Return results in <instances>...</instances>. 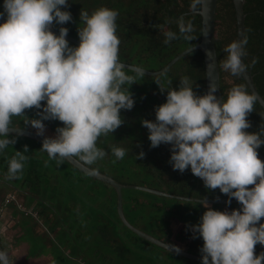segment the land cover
Instances as JSON below:
<instances>
[{
    "label": "clouds",
    "instance_id": "1",
    "mask_svg": "<svg viewBox=\"0 0 264 264\" xmlns=\"http://www.w3.org/2000/svg\"><path fill=\"white\" fill-rule=\"evenodd\" d=\"M208 0H190L189 7L202 11ZM60 6H64V9ZM68 0H3L0 10V153L15 143L8 133L19 128L11 125L13 116H25L24 110L37 109L35 118L24 123L44 136V121L59 120L55 136H44L41 151L58 163L78 159L93 165L106 155L98 146L101 135L112 133L124 121L120 110H131L133 94L129 91L140 67H130L119 59L120 39L116 34L118 11L99 7L91 14L80 11L83 26L78 29L79 43L70 45L69 29L55 24L72 20L66 10ZM178 32H163L168 44L181 36L191 40L192 22L181 17ZM246 37L225 46L223 68L234 76L248 71L243 61ZM160 73L156 80L161 92L167 89L166 101L155 106V120L142 119L148 129L150 147L170 145L169 163L174 170L191 173L202 179L207 189L219 188L227 204L235 198L239 208L231 211L212 208L202 202L205 211L195 224L189 225L192 238H202L201 264H262L264 251L254 254V246L264 245V161L258 149L264 145V127H251L246 116L253 111L256 96L245 85L236 84L226 98L215 95L217 85L197 95L194 80L181 77L178 88L163 87ZM44 102V103H42ZM128 150L112 145L115 159H123ZM27 145L8 160L7 178L22 175L28 159ZM139 157L144 152L138 153ZM47 163V161L45 162ZM89 172L96 169L89 167ZM253 185V187H247ZM218 198V197H217ZM187 204L195 202L186 198ZM177 252L181 251L178 246ZM0 264H13L5 249L0 248Z\"/></svg>",
    "mask_w": 264,
    "mask_h": 264
},
{
    "label": "trees",
    "instance_id": "2",
    "mask_svg": "<svg viewBox=\"0 0 264 264\" xmlns=\"http://www.w3.org/2000/svg\"><path fill=\"white\" fill-rule=\"evenodd\" d=\"M189 4L190 0H68L66 10L71 12L72 20L63 25L54 22L52 27L57 30L61 26L67 27V34L79 39L78 29L83 26L80 21L81 9L89 14L99 7L115 9L118 11L116 34L120 39V61L156 71L180 52L201 41L202 16L187 13L193 11ZM2 5L3 0H0V10ZM60 7L64 9V6ZM244 10L247 39L245 60L264 97V0H247ZM181 17L186 22H192V39L185 40L181 36L165 44L163 32L169 29L178 32L177 21ZM236 39L234 2L218 0L216 48L221 91L225 98L236 84L245 85L246 90L252 93L243 74L234 76L222 66L227 56L225 46ZM67 40L70 45H77ZM163 73H166L162 78L163 87L178 88L179 79L188 76L194 80L193 90L197 95L207 92L206 65L201 50L187 53ZM158 75L144 73L143 77H138L130 85L134 106L131 110L121 109L124 122L112 133L98 138L97 144L105 149L106 155L91 167L124 184L144 185L187 197L228 199L226 194L220 193L219 188L207 189L202 179L192 174L190 169L184 172L174 170L169 163V144L150 147L148 129L141 124V120H155V106L166 101L167 89L161 92L156 83ZM37 111L34 107L25 109V116H13L11 125L35 129L24 122L28 118H35ZM246 119L251 124L244 130L246 132H258L264 127V107L257 99ZM44 123L54 131L57 126L63 125L59 120ZM8 136L15 138V143L0 153V213L6 197L16 191L7 204L13 209V217L18 220L15 227L20 229L19 235L14 237V245L28 243V257L50 256L51 264H201L154 244L126 226L118 213L117 190L110 183L86 174L67 160L61 163L50 160L47 153L40 150L42 142L38 140L17 134ZM25 145L28 147V159L22 175L8 179V160L16 151H23ZM112 145L128 150L123 159H115L111 152ZM141 151L144 152L142 158L138 156ZM258 151L264 153V145ZM193 201L195 206L176 196L123 188L124 212L133 225L171 245L185 247L201 255L199 249L203 240L199 237L193 239V233L187 226L197 223L205 208L202 201ZM209 205L221 211L240 207L237 201ZM175 222L178 223L176 228ZM261 222H264V217ZM0 248L8 249L1 230ZM261 251H264V245L257 243L254 254Z\"/></svg>",
    "mask_w": 264,
    "mask_h": 264
},
{
    "label": "water",
    "instance_id": "3",
    "mask_svg": "<svg viewBox=\"0 0 264 264\" xmlns=\"http://www.w3.org/2000/svg\"><path fill=\"white\" fill-rule=\"evenodd\" d=\"M247 0H233L234 5H235V10H236V17H237V39H240L242 37H245L246 34V13L244 10V5ZM217 5H218V0H208L207 5L203 8L202 11L195 12V11H190L187 13H199L202 16V38L201 41L193 45L182 52H180L178 55H176L171 61H169L164 67H162L159 70H149L137 65L129 64L122 62L126 65H129L130 67H140L144 70V73L150 74V75H157L160 74L161 72L165 71L166 69L170 68L172 65H174L180 58H182L184 55L187 53L191 52L192 50L198 49L201 50L204 54L205 58V65H206V87L207 91L209 88V85L213 82L216 83L217 89L215 92V95L217 98H220L222 96V91H221V75H220V65H219V57L217 53V48H216V20H217ZM187 13H183L187 14ZM181 15V16H182ZM3 18H0V22H2ZM51 30L55 34H59V30L53 28L51 26ZM66 39H69L75 43H79V39L67 34ZM245 47V46H244ZM243 61L246 63L245 56L243 57ZM251 92L255 94L256 99L259 101V103L264 107V97L260 94L254 79H253V74H252V69L248 68V71L243 74ZM19 128V134L17 130H12L8 134H17V135H23L26 137H30L32 139L38 140L40 142L43 141L44 136H48L44 134V136H39L36 134L35 129H27L23 127H16ZM46 128L55 133L54 130H52L49 126L46 125ZM49 137V136H48ZM258 158H260L262 161H264V153L258 151ZM71 164H73L75 167L80 169L81 171L85 172L86 174L102 180L104 182L110 183L115 187L117 190V195H118V202H117V208H118V213L120 218L122 219L123 223L128 226L131 230L142 236L143 238L153 242L154 244L163 247L164 249L171 251L173 253L195 259L197 261L201 262V255L192 253L188 251L185 247H179L181 251L177 252L175 250L174 245H171L165 241H163L160 238H157L150 233L138 228L137 226L133 225L128 218L126 217V214L124 212L123 208V188H135V189H141L145 191H150L154 192L157 194H162V195H170V196H176L182 199H190V200H197V201H206L208 204L214 203V202H221V203H226L227 199H202V198H196L193 196H181V195H175L168 193L166 191H161L155 188H150L148 186L144 185H136V184H124L113 178L112 176L99 171L96 169L95 173L89 172V167L91 166H85L82 162H80L78 159H68ZM93 168V167H92ZM16 192V191H15ZM14 192V194H15ZM237 201L236 199H232L231 202Z\"/></svg>",
    "mask_w": 264,
    "mask_h": 264
},
{
    "label": "crops",
    "instance_id": "4",
    "mask_svg": "<svg viewBox=\"0 0 264 264\" xmlns=\"http://www.w3.org/2000/svg\"><path fill=\"white\" fill-rule=\"evenodd\" d=\"M11 195L15 196L14 193H12ZM4 209L3 211H1L0 213V223L2 225V228L4 225H6V223L10 222L12 224V228H16L15 225L17 224L18 220L16 218L13 217V209L10 208L8 205L6 206H3ZM33 207L30 208V210L32 209ZM6 215H7V218H6ZM175 228L178 226V223L175 222ZM16 233L15 235L12 236V240H14V237L15 236H18L19 235V228H16ZM16 247H18L17 251H14V253L16 254V259L19 261V262H22L23 264L24 263H29V264H42L44 262H49V264H51V260H52V257H45V256H41V257H36V258H31V257H28V252H29V244L28 243H20L18 244ZM17 261V263H18ZM15 264V263H14Z\"/></svg>",
    "mask_w": 264,
    "mask_h": 264
},
{
    "label": "rangeland",
    "instance_id": "5",
    "mask_svg": "<svg viewBox=\"0 0 264 264\" xmlns=\"http://www.w3.org/2000/svg\"><path fill=\"white\" fill-rule=\"evenodd\" d=\"M44 134L48 135L49 137L55 136V133L49 131L47 128H45V133ZM0 189H1V187H0ZM6 218H7V215H6ZM0 230H1V232L3 233V235H4L5 239H6L7 248H8L7 252L9 254L10 260L13 261V264L14 263L15 264H23L22 262H19L20 260L18 261L16 259L17 256L14 253V251H17L18 247H16L14 245V240L11 241L12 240V236L15 235L17 229L16 228L15 229L12 228V224L10 222L9 223L7 222L6 225L3 226V228H2V225H1ZM17 261H18V263H17ZM24 264H27V263H24ZM42 264H49V262L48 263L44 262Z\"/></svg>",
    "mask_w": 264,
    "mask_h": 264
},
{
    "label": "built area",
    "instance_id": "6",
    "mask_svg": "<svg viewBox=\"0 0 264 264\" xmlns=\"http://www.w3.org/2000/svg\"><path fill=\"white\" fill-rule=\"evenodd\" d=\"M12 198H14V196L11 195V194H9V195L6 197V199H5V205H7V204L10 202V200H11ZM3 209H4V208L2 207L1 211H3Z\"/></svg>",
    "mask_w": 264,
    "mask_h": 264
}]
</instances>
